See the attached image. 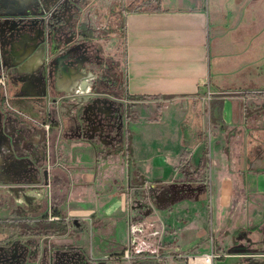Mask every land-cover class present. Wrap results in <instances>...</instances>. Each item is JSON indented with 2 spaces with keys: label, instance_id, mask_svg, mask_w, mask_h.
<instances>
[{
  "label": "rangeland",
  "instance_id": "rangeland-1",
  "mask_svg": "<svg viewBox=\"0 0 264 264\" xmlns=\"http://www.w3.org/2000/svg\"><path fill=\"white\" fill-rule=\"evenodd\" d=\"M1 1L9 3L11 10H0V27H4L9 40L4 47L0 41V56H6L9 47L28 35L47 65L40 72L23 76L40 75L45 83V93L27 104V109L16 106L12 99L11 86L22 76L7 66L0 69V128L6 123L14 127L16 134L10 139L17 147L5 156V161H28L32 172L31 176L0 180V264H112L121 256L118 249L127 245L115 238L121 221L132 227L134 243H143V249L135 255L146 258L132 259V264H189V258H201L215 251V246L219 248L221 240L217 238L212 243L210 235L214 201L209 155L214 135L221 132V122L215 117L210 120L209 111L204 114L203 105L191 101L185 109L177 100L159 102L149 98L131 102L123 69L125 0H94L82 9L66 2L54 13L50 6L43 11H27L15 0ZM32 15L36 17H27ZM15 24L18 28H12ZM81 25L91 31V41L80 36ZM253 36L251 32L238 41L229 36L212 41L211 46H215V53L223 50L235 54L224 61L240 66L256 59L261 51L259 42L251 40ZM81 56L84 59L80 69L92 74L89 84L81 88V83L71 80L67 92L57 91V59L67 57V64L76 67ZM219 61L223 60L213 59L212 73ZM255 69L257 66L228 80L247 88L249 82H257L258 73L252 72ZM211 81L218 83L221 78L213 77ZM243 95L235 93L234 97ZM15 98L28 100L21 94ZM69 102L76 103L80 110L81 139L70 142L63 151L62 142L58 144L63 134L59 130L53 144L59 145L55 152L60 154L59 161L48 166L45 173L43 162L36 159L41 146L29 144L23 130L30 126L47 133L48 116L59 120L60 106ZM180 108L186 116L179 120ZM174 115L176 121L172 123ZM148 128L150 137L164 142L165 149L148 152L144 148ZM139 135H143L141 141H137ZM169 142L181 146L177 151H167ZM87 151L91 161H85ZM202 161L200 174L190 176L193 169L189 164L196 167ZM112 199H120L123 211H108ZM182 213L189 214L181 216ZM59 220L70 224L67 233L45 236L42 229ZM223 223L228 224L226 218ZM259 224L234 238L235 251L223 245L226 234L215 228L216 237L224 238L221 249L215 251L218 257L214 264L221 261V253L244 255L242 264H264V223L260 229ZM201 230L203 237L199 235ZM127 250L134 252L131 247ZM235 257L228 263L236 264Z\"/></svg>",
  "mask_w": 264,
  "mask_h": 264
},
{
  "label": "crops",
  "instance_id": "crops-1",
  "mask_svg": "<svg viewBox=\"0 0 264 264\" xmlns=\"http://www.w3.org/2000/svg\"><path fill=\"white\" fill-rule=\"evenodd\" d=\"M15 2L27 11L32 9L43 11L49 6L55 8L61 1L50 4H45L43 0H15ZM6 9L11 10L10 4L0 0V10ZM122 9L125 34L123 69L125 89L131 102L146 101L149 98L159 102L177 100L185 109L191 101L194 104L203 105L204 114L209 111L210 120L215 117L221 122L218 128L221 132L214 135V145L209 155L214 201L210 235L212 243H215L218 238L221 244L219 248L212 246L215 244L211 247H214L215 249H212L216 252L222 247L224 237H216L215 228H217L220 233L223 231L226 234L223 245L235 251L237 246L234 244V238L237 235L246 232L248 228L256 227L257 222L261 223L258 225L260 229L264 223V0H125V6H122ZM15 27L17 24L12 26V28ZM0 32V41L4 47L9 40L4 35V27H0ZM251 32L254 33L251 40L259 42L261 51L256 59H250L240 66L224 61L235 54L225 53L223 50L215 53V46H211L212 41L225 40L229 36L231 38L233 36L234 40L238 41ZM79 34L86 41H91L93 38L86 25L80 26ZM113 46L114 43L111 42L109 47ZM66 59L67 57L58 58L56 62L58 65L57 91L67 92L72 84L71 80L81 83V88L86 87L92 74L88 75L80 69L84 57L78 58L76 67L68 65ZM213 59L223 60L216 64L214 73L211 72ZM46 65L43 54L38 53L28 35L23 37L21 43H15L9 47V53L6 56H0V69L7 66L22 76L11 86L12 99L16 106L27 109V104L36 101V96L45 93L42 76L26 75V78L23 76L40 72ZM253 66H257V70L252 71L255 74L258 73L257 82H249L247 88L238 86L236 81L233 83L228 80L240 72H250ZM213 77L221 78V81L213 83L211 81ZM235 93L244 95L234 97ZM20 94L26 96L28 100L16 99L15 97ZM235 98L238 100H234ZM70 103L72 102L60 106L59 120L48 116L45 122L51 124L49 132L30 126L23 130V135L29 139V144L34 147L41 146L42 152L36 156V159L43 162L42 167L45 168V173L48 166L59 161V152L55 154L59 145L56 147L53 145L60 134L59 130L63 134L58 144L62 142L63 151L67 144L81 139L80 135L65 137V130L71 127V120L66 115V107ZM40 111L44 117V112ZM79 112L80 110H76L74 116L79 118ZM183 112L182 108L177 112L179 115L182 114L179 120L184 117ZM175 119L176 116H172V123H175ZM158 121L155 120V122ZM147 133L148 138L144 148L148 152L165 149L164 142L150 137L149 128L146 129ZM14 134L16 132L11 124L6 123L0 128V180H6L11 176L18 177V175L27 177L32 173L29 171L31 165L28 161L12 159L6 164L5 156L12 153L13 149H17L14 141L10 139ZM142 136L139 135L137 141H141ZM41 142L48 145L43 146ZM154 142H161L162 146L156 147L153 145ZM166 145L167 151H177L181 146L180 143L173 145L172 142ZM88 152L83 155L85 161H91L92 156ZM41 156H43L42 159ZM164 161L168 164L166 160ZM189 167L193 169V173H189L190 176L194 173L199 175L203 168V161L196 167L190 163ZM121 204L120 199H112L108 211H123ZM183 214L188 216L189 213L180 215L183 216ZM225 218L228 224L223 223ZM131 232L132 227L127 221H121L116 226V240L119 243L126 242L127 245L118 249L121 256L117 257V262L112 261V264H132L131 261H138L137 258H146V256L135 255L139 254L138 250L143 249L141 246L143 243H134ZM199 235L203 237V230L199 232ZM129 247L135 252L131 253V259L128 260L130 262L125 261L127 257L123 256V252H127ZM100 253L98 252V255ZM219 257L221 261H217L216 264H229L228 262L233 260L231 257L235 256L221 253ZM243 257L244 255L236 256V264L245 262ZM83 263L87 264L86 261ZM104 264H110V261ZM144 264L160 263L147 261Z\"/></svg>",
  "mask_w": 264,
  "mask_h": 264
},
{
  "label": "trees",
  "instance_id": "trees-1",
  "mask_svg": "<svg viewBox=\"0 0 264 264\" xmlns=\"http://www.w3.org/2000/svg\"><path fill=\"white\" fill-rule=\"evenodd\" d=\"M76 103H70L68 107H66V115L71 120V127L65 130V137H79L80 135V120L74 116L76 112ZM66 128V126H65ZM71 133V134H70ZM59 217V215H58ZM43 230L45 232H43ZM68 230V225L63 222V220H59L58 222H54L48 224L45 228L42 229V232L47 237H52L56 235L66 234Z\"/></svg>",
  "mask_w": 264,
  "mask_h": 264
},
{
  "label": "built area",
  "instance_id": "built-area-1",
  "mask_svg": "<svg viewBox=\"0 0 264 264\" xmlns=\"http://www.w3.org/2000/svg\"><path fill=\"white\" fill-rule=\"evenodd\" d=\"M55 10H57V6L53 9V13L55 12ZM52 12H50V16L53 15ZM3 84H5L4 82H2ZM47 131L49 132L51 130V125L48 124L45 126ZM68 228L70 229V224L68 223ZM70 231V230H69ZM125 256L127 257V259H131V253H130V250H128L126 253H125ZM217 254L215 251H212L210 254H205L203 257L201 258H198V257H192V258H189V264H214L215 262V259L217 258Z\"/></svg>",
  "mask_w": 264,
  "mask_h": 264
},
{
  "label": "flooded vegetation",
  "instance_id": "flooded-vegetation-1",
  "mask_svg": "<svg viewBox=\"0 0 264 264\" xmlns=\"http://www.w3.org/2000/svg\"><path fill=\"white\" fill-rule=\"evenodd\" d=\"M54 1H61L57 8L61 5H63L66 2H70L73 5L77 6L79 9L86 8L92 1L94 0H43L45 4H50ZM65 5V4H64ZM77 106V104H76Z\"/></svg>",
  "mask_w": 264,
  "mask_h": 264
},
{
  "label": "water",
  "instance_id": "water-1",
  "mask_svg": "<svg viewBox=\"0 0 264 264\" xmlns=\"http://www.w3.org/2000/svg\"><path fill=\"white\" fill-rule=\"evenodd\" d=\"M76 224H78V223L76 222Z\"/></svg>",
  "mask_w": 264,
  "mask_h": 264
}]
</instances>
